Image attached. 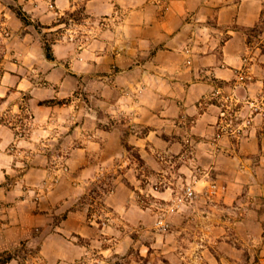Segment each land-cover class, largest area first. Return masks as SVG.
I'll use <instances>...</instances> for the list:
<instances>
[{
  "label": "clouds",
  "instance_id": "1",
  "mask_svg": "<svg viewBox=\"0 0 264 264\" xmlns=\"http://www.w3.org/2000/svg\"><path fill=\"white\" fill-rule=\"evenodd\" d=\"M0 264H264V0H0Z\"/></svg>",
  "mask_w": 264,
  "mask_h": 264
}]
</instances>
